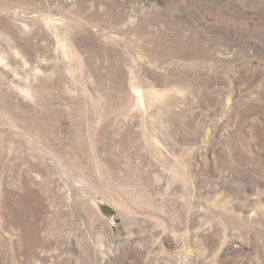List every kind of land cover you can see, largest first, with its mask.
Returning <instances> with one entry per match:
<instances>
[{
    "label": "rangeland",
    "instance_id": "obj_1",
    "mask_svg": "<svg viewBox=\"0 0 264 264\" xmlns=\"http://www.w3.org/2000/svg\"><path fill=\"white\" fill-rule=\"evenodd\" d=\"M0 264H264V0H0Z\"/></svg>",
    "mask_w": 264,
    "mask_h": 264
}]
</instances>
